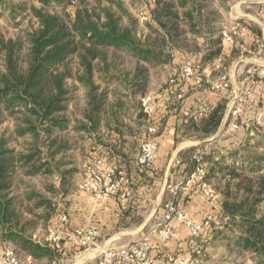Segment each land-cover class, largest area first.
Segmentation results:
<instances>
[{"label":"trees","instance_id":"16d2710c","mask_svg":"<svg viewBox=\"0 0 264 264\" xmlns=\"http://www.w3.org/2000/svg\"><path fill=\"white\" fill-rule=\"evenodd\" d=\"M36 1L41 7L31 5V9L39 28L26 41L19 37L0 40V230L9 238L29 233L42 218L37 210L53 207L26 178L50 177L62 168L66 183L77 171L72 161H64L76 144L71 133L97 130L107 124L108 112L118 121L122 97L147 93L150 67L171 60L173 47L189 44L187 28L198 30V19L212 2L153 0L151 20L141 33L137 19L118 1L110 3L119 9L109 5L100 12L88 0ZM53 4L64 10L47 11ZM1 5L12 19L26 10L3 0ZM75 82L84 89L80 117L69 112L71 98L79 89ZM114 82L122 91L109 90ZM225 106L226 102L218 104L208 115L204 122L207 132L219 126ZM9 121L12 125L3 127ZM21 139L23 147L17 148ZM245 143L248 141L241 143L235 157L230 156V163L224 159L215 169L220 173L217 183H225L223 199L217 204L228 218L226 226L240 228V235L232 240L238 251L264 264V211L259 210L264 201V177L253 184L248 176L259 169L263 159L252 153L241 155L242 149L256 151V144ZM24 211L33 217L25 218Z\"/></svg>","mask_w":264,"mask_h":264},{"label":"crops","instance_id":"0c3cea01","mask_svg":"<svg viewBox=\"0 0 264 264\" xmlns=\"http://www.w3.org/2000/svg\"><path fill=\"white\" fill-rule=\"evenodd\" d=\"M216 2L231 4L223 17L215 9ZM187 30L189 44L173 47L171 60L150 67L147 93L156 90L155 114L147 116L136 107L130 119L116 121L108 112L107 124L103 123L97 130L72 132L76 144L67 156L73 153L71 165L76 166L77 171L66 183L60 174L62 168L56 169L50 177L26 178L31 185L32 178L45 179L50 183L46 184V192L59 193L39 191L50 199L53 207L37 210L42 218L37 219L29 233L9 238L3 237L0 230V253L12 246L22 256L32 254L34 264H97L105 247L128 245L164 223L165 206L169 201L197 222L211 215L213 222L220 219L225 223L227 217L217 203L206 199L199 178L193 179L186 189L180 188L176 196L173 189L188 181L199 165L205 170V180L219 187L217 176L220 173L215 169L224 164V159L230 163L241 143L252 140L249 135L254 134L244 126V121L237 131L225 130L227 105L216 129L207 132L204 122L218 104L226 102L223 91L212 89V84L220 80L224 72L235 86L249 65L264 66V0H212L198 19V30ZM226 34H232L236 43L228 42ZM184 58L195 63L198 78H178V84L171 85L169 80L179 77ZM159 70H163L164 76L156 84L151 74ZM252 89L246 116L264 110V77L259 78ZM178 91L183 93L182 99L177 97ZM135 95L142 98L141 94ZM123 99L132 101L133 95ZM148 125L155 126L152 137L159 143L158 157L152 167L137 162L141 143L148 136ZM196 154L200 161L195 158ZM83 155L90 164L92 159L102 157L105 165L114 171H124V193L99 202L78 188L83 180L79 175L80 165L85 164L79 162ZM218 190L222 193L221 187ZM61 212L68 215L71 228L95 226L100 234L97 246L86 250L66 236L61 248L48 242V228L63 227L58 219ZM24 216L33 217L25 211ZM171 223L177 237L152 251L159 264H173L169 256L190 251L206 238L201 235L192 238L188 227L176 218ZM152 242H158L157 236H153Z\"/></svg>","mask_w":264,"mask_h":264},{"label":"built area","instance_id":"2783aa9c","mask_svg":"<svg viewBox=\"0 0 264 264\" xmlns=\"http://www.w3.org/2000/svg\"><path fill=\"white\" fill-rule=\"evenodd\" d=\"M225 39L230 43H236L232 34H226ZM263 46V45H262ZM198 71L192 60H186L182 64L179 77H172L169 80L171 85L178 84L179 79L198 78ZM264 77V66L251 65L242 75L235 86H232L228 77L223 76L220 80L212 84L213 90L223 91L227 105V124L225 130L227 132L237 131L244 121V126L253 130L260 131L264 126V110H259L253 117L246 116L247 103L252 97V86L255 85L259 78ZM177 97L183 98V93L178 91ZM155 93H147L141 98V110L147 115L155 114ZM156 132L153 125L147 126L148 136L142 141L140 152L137 157L139 165L144 167H152L158 157L159 143L152 135ZM195 158L200 161L198 154ZM205 170L202 166H198L191 174L188 181L181 185H176L173 189L174 195L178 194V190L186 189L193 179L199 178L202 181V190L206 199L211 203L220 201V194L205 180ZM126 175L124 171H114L110 166L104 164L103 159L96 162L94 169L91 171L86 182L80 185V189L90 193L96 201H104L112 196L124 193V184ZM121 202L124 201L122 200ZM164 223L158 227L152 228L141 239L124 246L105 247L99 254L97 264H114L123 262L127 264H159V259L152 254L154 249H160L163 243H166L177 237V231L173 227L171 220L176 218L188 227L192 238L199 237L208 233L214 227L213 218L207 216L201 222H197L187 212L180 210L173 201H169L166 206ZM59 222L63 227L51 226L47 230L46 240L54 244L57 248H61L62 240L66 236L76 245L83 249H91L97 246L99 241V231L95 226L88 228H71L69 217L65 212L59 214ZM153 236H157L158 242L153 243ZM169 260L173 264H198V260L192 255H186L181 252L169 256ZM35 258L32 254L22 256L15 247H7L0 253V264H34Z\"/></svg>","mask_w":264,"mask_h":264},{"label":"rangeland","instance_id":"374dc122","mask_svg":"<svg viewBox=\"0 0 264 264\" xmlns=\"http://www.w3.org/2000/svg\"><path fill=\"white\" fill-rule=\"evenodd\" d=\"M3 1H5L10 6L11 5H21L23 9H26V10L23 14L16 15L15 18L12 19L11 13L7 10H3L2 5L0 6V40L8 41L10 39H17L19 37L26 41V37L29 35V33L38 29L40 26L39 19L33 13L31 9L32 7L31 5H34L36 7H41V4L37 2L36 0H3ZM88 1H91L92 5L97 4L96 8L98 9L97 10L98 12H100L101 8H103L104 6H109V5L112 6V8L119 9L118 5L116 3H113L114 5L111 4L110 0H88ZM114 1H118L119 3H121L122 6L125 9H127L129 13L135 19H137L138 27L141 33L143 32L145 33V31H147L146 22H149L151 20V16H150L151 6L150 5H152L153 0H114ZM230 6L231 4H228L226 2L225 3H220V2L215 3V9H217L216 11L218 12L220 17H223V14L225 11L230 10ZM67 9L73 11V7L70 5L67 6ZM46 10L53 13L55 11L62 12V10L64 9L62 5L53 4L49 6V8ZM125 19L127 22L128 18L125 17ZM119 56H121V59H123L122 57H125V60L128 62L134 61L133 59L130 58V56H123V55L117 54L118 58ZM182 60L183 62H185L186 60H192V59L184 58ZM1 64L2 63L0 61V68H1ZM250 66L251 65H249L248 67ZM246 69L244 70L243 74L245 73ZM227 75L229 74H226V72H224V74L221 76L229 77ZM152 76H153L155 83L157 84V81H159V79H162L164 76L163 70L154 72L153 74H151V77ZM75 83L79 86V89L75 91V94L71 98L72 101L70 102L69 112H70V115L73 114L74 116L78 117L83 107L84 89L80 86L79 83L77 82ZM69 84L73 85L74 83L70 82ZM112 85H113L112 88H109V90L117 89V91L118 90L122 91L121 87H119L116 82L112 83ZM102 87L104 88L105 86H102ZM148 93H156V90L150 91ZM123 98L124 97H122L124 106L122 108V111L119 114V120L121 121L130 119L136 107L141 108V99L138 98V95H133L132 101L125 100ZM255 114H257V112L251 115V117H253ZM6 125L11 126L12 122L11 121L7 122L3 127H5ZM105 134H104L105 135L104 141L107 143V133L105 132ZM253 134L254 135H249L252 138V140L249 139L248 143H245V144H249V145L256 144L257 145L255 149L256 151H254L253 153V152L244 151V149H242L241 155L243 154L251 155L252 153L253 155L263 159V162L261 163V165L258 166L259 169H257L256 172H250V174L248 175L250 176L249 179L253 180L252 183L254 184L255 182L259 181L260 178L264 177V126L262 127L260 131L253 130ZM22 142L23 140L21 139L20 142L17 143V148L23 147L21 145ZM73 157L74 155L73 153H71L64 159V161H71V158L73 159ZM100 159H102V157H97L95 160L92 159L91 164H90L86 160V157L84 155H83V158H80L79 162L85 163V164H81L79 167L81 169V172L79 175H81L83 180L81 181V183L78 184L79 185L78 188H80V185H82V183L87 181L91 171L95 167L96 162ZM29 181L32 183V186L37 191H40L43 193H59L54 190L46 192V184L48 185L50 183L49 181H46L45 179L32 178ZM238 181L239 180H237L236 183ZM245 183H247L246 179H245L244 184ZM224 184L225 183H222L221 185H219V187H217L214 183H212V186L220 194V200L223 199V194L220 193L218 188L220 187L222 188ZM235 191H237V189H234V193ZM239 193H244V190H242ZM259 210L260 212L264 211V201L263 203L259 205ZM217 220H218L217 223L213 222L214 227L211 231L201 235V237L202 236L206 237L203 239V242H201L200 244L192 248V250L187 251V252L184 251L181 253L186 254V255H192L198 260V264H257V261L253 259L251 254L239 252L236 246L232 243V240L240 235V228L237 226L233 227L231 225L226 226L227 225L226 222L222 224L221 222L222 220L220 219H217ZM226 221H227V218H226Z\"/></svg>","mask_w":264,"mask_h":264}]
</instances>
